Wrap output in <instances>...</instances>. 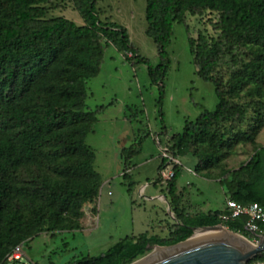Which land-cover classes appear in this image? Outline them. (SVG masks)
I'll list each match as a JSON object with an SVG mask.
<instances>
[{
	"label": "trees",
	"instance_id": "1",
	"mask_svg": "<svg viewBox=\"0 0 264 264\" xmlns=\"http://www.w3.org/2000/svg\"><path fill=\"white\" fill-rule=\"evenodd\" d=\"M53 1L0 0V264H7L6 255L26 237L79 229L83 206L98 196L101 176L86 137L106 106H86V84L99 73L109 45L132 66L146 65L151 83L159 87L162 116L173 25L185 22L188 14L215 12L218 35L199 32L188 43L197 75L214 85L217 104L195 121L185 120L182 132L168 138V152L176 159L196 157V172L210 177L207 171L232 147L254 143L264 127V0H146V35L157 47L156 65L139 54L125 27L99 18L98 0H70L82 25L49 16ZM223 63L229 70L226 77L216 73ZM139 143L120 151L126 181ZM165 163L162 159L159 175ZM179 165L165 184L176 219L166 238L146 233L125 237L104 253L71 264H129L148 244L187 239L193 234L190 226L221 224L255 239L247 230L246 214L222 220L226 207L208 214L186 213L177 190ZM216 179L227 200L258 203L264 210V146ZM257 226L256 232L264 234V224ZM257 263L264 264V252L246 264Z\"/></svg>",
	"mask_w": 264,
	"mask_h": 264
},
{
	"label": "rangeland",
	"instance_id": "2",
	"mask_svg": "<svg viewBox=\"0 0 264 264\" xmlns=\"http://www.w3.org/2000/svg\"><path fill=\"white\" fill-rule=\"evenodd\" d=\"M96 7L101 20L125 27L139 54L152 65L158 64L157 47L146 35V0H98ZM57 15L76 24L83 22L70 0L53 1L49 16ZM217 16L209 11L202 15L188 14L185 22L173 25L167 48L170 67L164 79L162 116L157 103L159 87L151 83L146 65L132 66L114 47L106 48L100 72L87 81L90 94L86 99V106L91 109L107 105L106 111L98 114L93 132L86 137V143L95 153V170L101 176L98 196L83 206L79 229L43 232L22 240L23 251L33 264H71L82 257L98 256L125 237L143 233L159 238L168 236L176 219L158 166L168 138L182 132L185 120L195 121L201 113L214 111L217 104L214 85L197 75L188 43L199 32L216 37ZM216 73L226 77L227 65H219ZM138 143L140 152L132 159L130 178L126 181L122 177L124 164L120 151ZM261 146H264V127L254 143L241 142L232 147L220 164L207 171L210 177L205 172H196V157L178 158L180 207L191 215L222 211L227 195L216 178L222 170L238 168ZM171 167L167 164L164 169L168 171ZM159 195L165 199L158 198ZM149 252L145 251L134 262Z\"/></svg>",
	"mask_w": 264,
	"mask_h": 264
},
{
	"label": "water",
	"instance_id": "3",
	"mask_svg": "<svg viewBox=\"0 0 264 264\" xmlns=\"http://www.w3.org/2000/svg\"><path fill=\"white\" fill-rule=\"evenodd\" d=\"M190 229L193 234L181 242L166 246L148 244L145 251L150 250L149 254L129 264H246L258 253L264 252V234L249 227L247 230L255 241L221 224L190 226ZM199 232L209 233L195 237Z\"/></svg>",
	"mask_w": 264,
	"mask_h": 264
},
{
	"label": "built area",
	"instance_id": "4",
	"mask_svg": "<svg viewBox=\"0 0 264 264\" xmlns=\"http://www.w3.org/2000/svg\"><path fill=\"white\" fill-rule=\"evenodd\" d=\"M155 139L158 141L157 137ZM162 159L167 160L166 165H172V167L166 171L162 169L160 171V176L165 182L170 180L173 175V167L175 164H179V160L174 158L169 152L167 147L162 149ZM165 165V166H166ZM226 213H223L221 218L222 220H227L229 218L237 217L241 214H246L249 217V221L247 223V227H249L253 231L258 230L257 222H261L264 224V210L258 203H250L247 205L239 204L233 200L226 201ZM255 240V239H253ZM24 244L16 245L5 257L7 264H33L31 260H29L24 251Z\"/></svg>",
	"mask_w": 264,
	"mask_h": 264
},
{
	"label": "crops",
	"instance_id": "5",
	"mask_svg": "<svg viewBox=\"0 0 264 264\" xmlns=\"http://www.w3.org/2000/svg\"><path fill=\"white\" fill-rule=\"evenodd\" d=\"M75 10V9H74ZM57 16H63V15H57ZM63 17H65V16H63ZM66 18V17H65ZM67 19H69V18H67ZM71 20V19H70ZM83 21V20H82ZM82 24H83V22H82ZM82 24H78V25H82ZM128 32V31H127ZM128 35H129V33H128ZM130 38V37H129ZM130 40H131V38H130ZM110 46H112V45H109L108 47H110ZM108 47H106V48H108ZM112 47H114V46H112ZM106 48H105V51H106ZM115 48V47H114ZM116 49V48H115ZM117 50V49H116ZM105 51H104V56H103V62H105L104 61V58L106 59V56H105ZM118 51V50H117ZM120 55H121V58L122 59H124L123 58V56H122V54L120 53V52H118ZM103 64V63H102ZM100 69H101V67H100ZM100 72V71H99ZM92 79V78H91ZM86 89H87V84H86ZM89 94L90 93H88V91H87V98H88V96H89ZM86 98V99H87ZM104 106H106L105 107V109L102 111V112H104V111H106V109H107V105H104ZM88 107V106H87ZM97 118H98V115H97ZM144 188H145V185H143L141 188H140V191L142 192L143 190H144ZM177 190H178V188H177ZM158 198H160V199H165V197L164 196H162V195H159L158 196ZM226 207V206H225Z\"/></svg>",
	"mask_w": 264,
	"mask_h": 264
},
{
	"label": "bare ground",
	"instance_id": "6",
	"mask_svg": "<svg viewBox=\"0 0 264 264\" xmlns=\"http://www.w3.org/2000/svg\"><path fill=\"white\" fill-rule=\"evenodd\" d=\"M222 230H224V231L227 232V230L224 229V228H222ZM211 232H213V231H211ZM205 233H209V232H199V233H197V234L195 235V237L200 236V235L205 234Z\"/></svg>",
	"mask_w": 264,
	"mask_h": 264
}]
</instances>
